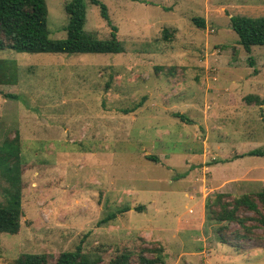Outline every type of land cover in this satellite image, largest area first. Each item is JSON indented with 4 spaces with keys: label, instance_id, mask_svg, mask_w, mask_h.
<instances>
[{
    "label": "rangeland",
    "instance_id": "rangeland-1",
    "mask_svg": "<svg viewBox=\"0 0 264 264\" xmlns=\"http://www.w3.org/2000/svg\"><path fill=\"white\" fill-rule=\"evenodd\" d=\"M68 1L46 0L50 38L65 36ZM100 1L110 23L86 0L84 31L105 39L116 27L120 53L0 50L15 70L0 90L17 96L0 95V145L20 149L0 159V204L13 193L19 210L0 264L25 253L52 264L78 245L98 264L121 252L142 264L153 248L165 264H264L254 220L245 229L205 208L264 189V156L238 157L264 148V103L247 99L264 96V45L245 51L230 24L264 17V0Z\"/></svg>",
    "mask_w": 264,
    "mask_h": 264
},
{
    "label": "trees",
    "instance_id": "trees-1",
    "mask_svg": "<svg viewBox=\"0 0 264 264\" xmlns=\"http://www.w3.org/2000/svg\"><path fill=\"white\" fill-rule=\"evenodd\" d=\"M86 0H69L64 5L67 15V23L64 26L65 36L63 38H50L48 36L47 15L48 8L46 0H0V50H14L16 52L27 53H101L115 54L122 52L120 41L116 38V27L111 25L110 35L105 39L95 38L85 33L84 25L86 21ZM99 7L100 15L109 24V16L106 5L100 0H88ZM192 23L197 27L204 28L205 20L202 17H192ZM232 29L238 35V43L247 52L255 45H264V17H248L242 15L230 16ZM167 37V34H165ZM251 63V61H250ZM1 64V63H0ZM0 83L13 84V66L4 68L0 65ZM0 95L9 98H17L12 93ZM248 100L255 99L264 103L262 98L247 96ZM129 110L125 109L124 113ZM181 120L188 119L180 113H176ZM20 149L14 141L0 145V159L18 158ZM264 156V148H253L238 157L242 156ZM151 161H158L155 156H148ZM14 167L6 165L1 167V171L11 185H14ZM226 193H218L214 199L205 203V208L212 214H207L208 218L215 221L236 222L241 227L247 229L245 222L254 220L264 237V189L254 193H243L232 199H227ZM16 197L9 194L7 203L0 204V233H12L18 223L19 210L16 205ZM126 207L119 212L128 211ZM136 207L135 210H139ZM241 211H249L252 217H240ZM116 213L107 216L104 220L115 217ZM154 256L139 259L142 264H165L164 255L161 249H151ZM99 257H93L83 252L80 245L74 250L63 251L52 264H98ZM46 256L43 254L25 253L16 259L14 264H45ZM108 264H130V255L121 252L113 257Z\"/></svg>",
    "mask_w": 264,
    "mask_h": 264
},
{
    "label": "crops",
    "instance_id": "crops-1",
    "mask_svg": "<svg viewBox=\"0 0 264 264\" xmlns=\"http://www.w3.org/2000/svg\"><path fill=\"white\" fill-rule=\"evenodd\" d=\"M255 177H256V174L253 173V174L251 175V180H252V181H258V180H260V178H255Z\"/></svg>",
    "mask_w": 264,
    "mask_h": 264
}]
</instances>
